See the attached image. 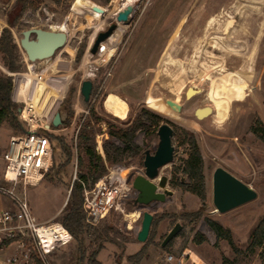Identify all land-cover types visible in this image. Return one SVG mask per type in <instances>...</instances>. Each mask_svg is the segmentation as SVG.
Listing matches in <instances>:
<instances>
[{"label":"rangeland","instance_id":"1","mask_svg":"<svg viewBox=\"0 0 264 264\" xmlns=\"http://www.w3.org/2000/svg\"><path fill=\"white\" fill-rule=\"evenodd\" d=\"M91 1L105 10L101 17L75 7V0H28L22 11H17L18 0H0V35L5 27H10L21 66L20 70L11 71L0 53V74L12 79L13 101L21 108L28 106L24 99L13 96L16 83L17 88L25 90L30 86V81L20 73L42 75V80L57 87L60 99L50 118L43 119L35 108L36 117L51 123L57 112L71 114L49 132L64 138L71 149V159L61 176L56 177L66 158L59 141L52 140L55 147L51 170L38 185L27 187L31 208L40 221H58L66 213L74 180L88 172L87 157L78 139L83 130L106 165L104 175L112 174L121 182L130 175L134 178L144 174V151L154 153L158 145L154 128L138 130L134 141L141 153L137 158L111 164L106 160L104 145L113 140L122 146L120 140L110 137L109 131L125 129L139 116L148 114L160 115L162 123L174 130V160L160 169V176L168 177L167 188L173 194L164 202L142 208L135 202L137 194L131 193L120 209H113L96 226L85 222L81 240L73 238L54 250L48 256L49 264H90L91 257L99 264H162L165 253L179 256L184 252L201 264H264V243L253 251L248 249L252 230L264 216V141L254 132L260 122L264 126V0H137L131 3L134 9L128 20L120 22L115 35L105 41L107 47L94 55L90 47L97 33L116 21L126 1ZM61 24L66 26L67 43L51 58L35 61V69L29 70L31 62L19 43L23 31L59 30L55 26ZM207 69L213 70L215 76L222 69L227 73L209 108L202 110V114L198 111L197 117L195 111L209 103V83L205 81L199 93L190 87ZM86 79L93 82L88 102L80 93ZM167 101L173 107L179 103L181 111L171 109ZM19 121L26 129L21 116ZM20 133L8 122L0 127V186L9 185L3 178L9 138ZM188 133L195 136L204 157L208 194L205 208L197 195L170 183L173 176L188 180L181 171L189 153L184 141ZM217 167L251 186L257 197L219 213L212 201V177ZM118 169L128 171L124 179L118 175ZM92 186L90 178L84 187ZM10 206L9 198L0 193V208ZM201 208L200 218L184 216ZM146 210L153 214V221L149 236L142 243L137 234ZM131 212L140 213V218L128 216ZM208 218L230 229L238 251L226 240L217 239ZM177 223L182 229L162 247L164 238ZM197 233L206 237L203 243L195 241ZM15 253L14 247L0 251V264H21L7 262ZM35 264H39L38 260Z\"/></svg>","mask_w":264,"mask_h":264},{"label":"built area","instance_id":"2","mask_svg":"<svg viewBox=\"0 0 264 264\" xmlns=\"http://www.w3.org/2000/svg\"><path fill=\"white\" fill-rule=\"evenodd\" d=\"M101 49L102 44L96 54H100ZM34 63L28 65L29 70L35 69ZM26 109L27 106L22 107L19 113L26 121V131L10 136L4 153L3 178L9 185L0 186V193L9 198L11 206L0 208V251L14 247L16 253L7 259L9 263L35 264L40 260L49 264V254L71 242L73 237L61 221H40L31 208L27 187L38 185L53 166L49 135L53 125ZM131 193L137 194L132 184L126 179L119 182L112 174L104 175L90 188L85 187L86 224L96 226L113 209H120ZM189 257L187 252L179 256L165 253L162 264H187Z\"/></svg>","mask_w":264,"mask_h":264},{"label":"trees","instance_id":"3","mask_svg":"<svg viewBox=\"0 0 264 264\" xmlns=\"http://www.w3.org/2000/svg\"><path fill=\"white\" fill-rule=\"evenodd\" d=\"M58 1V0H57ZM28 0H18L17 11H22L27 5ZM0 53L3 54L4 65L11 71L20 70L19 51L18 45L14 42L12 32L10 27H5L0 35ZM13 82L11 77H6L0 74V127L8 122L12 128L19 129L22 132L26 131L25 128L21 126L19 121L18 108L20 105L13 101L12 99ZM14 99L17 96V83L14 91ZM65 110V109H64ZM71 114L68 113L66 118H70ZM163 118L157 114H148L146 117L139 116L132 124L127 126L125 129H111L109 135L112 139H117L122 142V146L117 144L113 140H108L105 142V155L107 162L111 164H117L127 161L129 158H137L141 153L139 146L136 144L135 137L139 129H144L146 131L153 129V132H157L158 127L161 125ZM254 132L264 141V126L260 122L258 127L254 128ZM53 133H49L51 141L57 139L59 141L60 147L65 155L64 163L59 165L58 170L55 173L56 177H60L63 171H65L70 159H71V149L65 143L62 136H54ZM53 137V138H52ZM79 144L84 151L87 162H88V172L87 174L81 173L79 179L74 180L70 200L68 202V208L66 213L62 216V224L68 229L72 237L81 240L85 232V215L83 211V191L84 185L88 183L90 178H92V185L95 184L107 171L106 165L102 157L96 152L94 145H90V138L88 133L83 130L79 135ZM184 141L189 146L188 157L184 159L181 171L187 176L188 180L177 179L175 176L171 179L170 183L174 187H180L184 191L191 192L199 197L203 204V208L207 204V188L206 179L204 174V157L201 152L199 143L195 136L191 133L186 134ZM53 151L54 143L52 141ZM54 162V160H53ZM179 170V168H177ZM51 170V169H50ZM49 173V172H48ZM47 173V174H48ZM45 175V177L47 176ZM203 208L198 211L188 212L185 217H196L200 218L203 214ZM209 226L215 232L217 239L226 240L233 249L238 251L232 233L229 228L222 226L220 223L208 218ZM206 237L202 234L197 233L195 241L197 243H203ZM264 243V216L260 219L256 227L252 230L251 239L248 249L253 251L257 247ZM101 248V247H100ZM100 248L95 251L98 254ZM82 258V256L80 257ZM90 264H99L95 258L91 257ZM39 264H43L38 260Z\"/></svg>","mask_w":264,"mask_h":264},{"label":"water","instance_id":"4","mask_svg":"<svg viewBox=\"0 0 264 264\" xmlns=\"http://www.w3.org/2000/svg\"><path fill=\"white\" fill-rule=\"evenodd\" d=\"M94 11H99L98 7H93ZM134 7L132 4L126 5L118 11L116 21L112 23L105 31L97 33L91 47L90 53L96 54L100 44L107 41L118 29L120 22H126L132 13ZM20 39V46L24 50L28 60L35 62L51 58L56 51L62 48L68 40V34L64 30H47L43 28H30L24 30ZM93 82L89 79L83 80L80 87V93L85 102H88L92 93ZM171 109L176 110L169 101L166 102ZM21 107L18 112H21ZM198 109L195 111L196 116ZM67 117L66 112H57L52 120V125L58 127ZM158 145L154 153L150 150L144 151V174H138L134 178L130 175L127 182L137 192L135 202L142 208L147 207L154 202H164L167 196H172L173 191L167 188L168 177L160 176V169L174 160L175 147L172 144L174 130L168 123H162L157 130ZM158 181L156 182V180ZM257 192L248 184L241 181L235 175L224 169L217 167L212 177V201L215 209L219 213L227 212L245 203L254 200ZM153 221V214L144 211L142 214L141 228L137 234V240L144 243L150 232ZM182 229V225L177 223L166 235L162 242L165 247Z\"/></svg>","mask_w":264,"mask_h":264},{"label":"bare ground","instance_id":"5","mask_svg":"<svg viewBox=\"0 0 264 264\" xmlns=\"http://www.w3.org/2000/svg\"><path fill=\"white\" fill-rule=\"evenodd\" d=\"M125 1L126 2L124 4V6H126L128 4H131V3H133L134 1H137V0H125ZM74 6L75 7H80V8L86 9V10H91L93 12V14L96 15L97 17H101L103 15V12L105 11L102 7H100L99 5L95 4L91 0H75ZM121 6H122V4H121ZM93 7H98L100 10L98 12L94 11ZM230 26H228V27H230ZM65 27H66L65 24H61L59 26H55V29L58 28L59 30H65ZM226 31L229 32V30H227V28H226ZM112 37L113 36H111V38ZM110 39H108V40H110ZM113 39L115 41L118 40V36H114ZM107 45H108V43L106 42L102 46L101 51L103 50V47H107ZM168 54L169 53L167 52L166 53V57H167ZM223 69L221 70L222 72L220 74H218V76H215L213 74V72H212L213 70L207 69L205 74L202 77H200L199 81L196 82L195 85L190 87L191 90L194 91V93L195 92L199 93V92H201L203 90L202 84L205 81H207L209 83V88L206 91V100L209 103H206L202 107L198 108V111H200L199 112L200 114L203 113L202 110H207L209 108L211 100L219 92V89H220V87L222 85V81H225L223 78L226 77L227 71H225V73H224ZM19 75L22 76V77L27 78L30 81V86L26 90L19 86V88H17L18 91H17L16 99H20V100L24 99L27 102V104H28L27 109H26L27 112L35 113V108H36L38 112L40 111V113L42 115L41 117L43 119L44 118H50L52 113H53V111H54V108L56 106L57 100L60 99V94L57 92V87L54 84L50 85L47 82V80H42L43 79L42 75H39L40 77L32 76L31 74H28V73H20ZM60 88H62V87H60ZM188 96L189 95H187V97ZM179 105H180L179 103H178V105L174 104V108L176 110H180L181 107ZM176 112H178V111H176ZM115 171H116V169H115ZM127 172L128 171H126L125 169H121V170L118 171V175L124 179V177L126 176ZM128 216H130L133 219H137L139 217V214L137 212H131Z\"/></svg>","mask_w":264,"mask_h":264},{"label":"crops","instance_id":"6","mask_svg":"<svg viewBox=\"0 0 264 264\" xmlns=\"http://www.w3.org/2000/svg\"><path fill=\"white\" fill-rule=\"evenodd\" d=\"M18 91V90H17ZM10 248V247H8ZM6 248V249H8ZM5 250V249H4ZM202 262L200 260H195L192 255H190L189 259L187 260V264H201ZM207 264V263H205Z\"/></svg>","mask_w":264,"mask_h":264}]
</instances>
